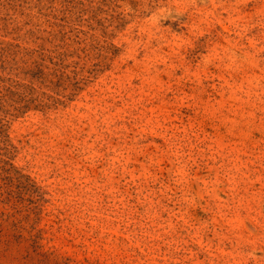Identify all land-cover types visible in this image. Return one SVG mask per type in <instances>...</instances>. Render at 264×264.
Masks as SVG:
<instances>
[{
  "label": "rangeland",
  "instance_id": "rangeland-1",
  "mask_svg": "<svg viewBox=\"0 0 264 264\" xmlns=\"http://www.w3.org/2000/svg\"><path fill=\"white\" fill-rule=\"evenodd\" d=\"M0 264H264V0H0Z\"/></svg>",
  "mask_w": 264,
  "mask_h": 264
}]
</instances>
